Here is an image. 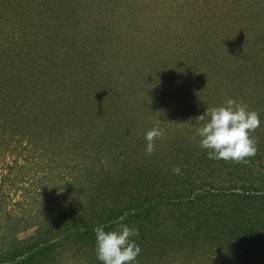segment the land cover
Masks as SVG:
<instances>
[{
  "label": "rangeland",
  "instance_id": "rangeland-1",
  "mask_svg": "<svg viewBox=\"0 0 264 264\" xmlns=\"http://www.w3.org/2000/svg\"><path fill=\"white\" fill-rule=\"evenodd\" d=\"M228 99L259 113L247 163L198 146ZM0 109V264H102L125 215L134 264H264V0H0Z\"/></svg>",
  "mask_w": 264,
  "mask_h": 264
},
{
  "label": "clouds",
  "instance_id": "clouds-1",
  "mask_svg": "<svg viewBox=\"0 0 264 264\" xmlns=\"http://www.w3.org/2000/svg\"><path fill=\"white\" fill-rule=\"evenodd\" d=\"M195 119L204 122L196 129V135L201 138L198 146L207 151L209 159L247 163L257 154V141L251 134L260 126L259 113L249 110L246 104L228 99L223 106L207 107ZM163 135V130L157 128L146 133L148 155L155 151V140ZM173 172L180 174L179 166ZM125 218L126 215L119 218L115 230L106 232V225L93 229L96 256L102 264H134L137 260L141 248L131 237L138 236L139 231L119 223Z\"/></svg>",
  "mask_w": 264,
  "mask_h": 264
},
{
  "label": "trees",
  "instance_id": "trees-1",
  "mask_svg": "<svg viewBox=\"0 0 264 264\" xmlns=\"http://www.w3.org/2000/svg\"><path fill=\"white\" fill-rule=\"evenodd\" d=\"M6 102H8V100H5ZM2 112V110L0 109V113ZM188 161H190V158L186 157L185 162L188 163ZM199 161L203 162V160L199 157ZM239 169V168H238ZM238 169L235 168L233 171H237ZM232 192H234L236 189V186L234 188L230 189ZM247 192V191H245ZM249 192V191H248ZM256 192V201L260 202L259 204L262 205V207L259 209V211L261 212L262 215V221H259V228H254V227H249L248 229H252V231L250 232H244L242 234H240V239L241 241L244 240L245 245H251L253 243H256V246H260L258 248L262 247V243L264 246V192L261 195H257L258 191ZM258 196V197H257ZM202 198V196H201ZM134 210H138V207L136 206L134 208ZM142 211L138 214L135 215V217L141 216ZM113 215V214H112ZM77 216V215H76ZM83 215L77 216V223L78 221L81 220ZM73 217V216H72ZM105 220V219H103ZM112 218H108V220L106 219V221H111ZM105 221V222H106ZM109 223V222H108ZM74 225V224H73ZM111 225V224H110ZM76 227H80V225L77 224ZM88 227V226H86ZM112 227V225H111ZM247 231V230H246ZM236 234V232H235ZM47 242H41L40 244H33L32 246H27L26 248H23V250L21 252H18L17 254H15V257H20V260H17V264H48L47 260L50 259V251L52 246H47L45 245ZM245 246V247H246ZM250 247V246H249Z\"/></svg>",
  "mask_w": 264,
  "mask_h": 264
}]
</instances>
